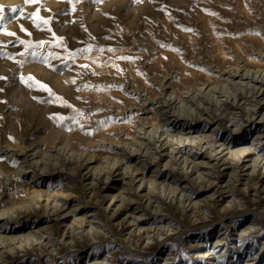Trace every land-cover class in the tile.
Returning <instances> with one entry per match:
<instances>
[{
	"label": "rangeland",
	"instance_id": "374dc122",
	"mask_svg": "<svg viewBox=\"0 0 264 264\" xmlns=\"http://www.w3.org/2000/svg\"><path fill=\"white\" fill-rule=\"evenodd\" d=\"M0 264H264V0H0Z\"/></svg>",
	"mask_w": 264,
	"mask_h": 264
},
{
	"label": "snow or ice",
	"instance_id": "6c2138e0",
	"mask_svg": "<svg viewBox=\"0 0 264 264\" xmlns=\"http://www.w3.org/2000/svg\"><path fill=\"white\" fill-rule=\"evenodd\" d=\"M45 23H47V21H44Z\"/></svg>",
	"mask_w": 264,
	"mask_h": 264
},
{
	"label": "bare ground",
	"instance_id": "6f19581e",
	"mask_svg": "<svg viewBox=\"0 0 264 264\" xmlns=\"http://www.w3.org/2000/svg\"><path fill=\"white\" fill-rule=\"evenodd\" d=\"M184 39V38H183Z\"/></svg>",
	"mask_w": 264,
	"mask_h": 264
}]
</instances>
